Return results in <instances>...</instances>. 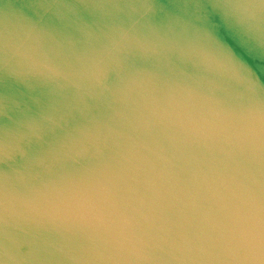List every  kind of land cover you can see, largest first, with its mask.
<instances>
[{
	"label": "water",
	"instance_id": "1",
	"mask_svg": "<svg viewBox=\"0 0 264 264\" xmlns=\"http://www.w3.org/2000/svg\"><path fill=\"white\" fill-rule=\"evenodd\" d=\"M0 264H264V0H0Z\"/></svg>",
	"mask_w": 264,
	"mask_h": 264
},
{
	"label": "snow or ice",
	"instance_id": "2",
	"mask_svg": "<svg viewBox=\"0 0 264 264\" xmlns=\"http://www.w3.org/2000/svg\"><path fill=\"white\" fill-rule=\"evenodd\" d=\"M229 44H231V41H228ZM239 52V50H237ZM242 55V53H240Z\"/></svg>",
	"mask_w": 264,
	"mask_h": 264
}]
</instances>
